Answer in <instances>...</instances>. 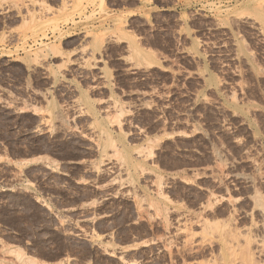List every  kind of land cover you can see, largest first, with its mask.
Wrapping results in <instances>:
<instances>
[{
  "label": "rangeland",
  "instance_id": "rangeland-1",
  "mask_svg": "<svg viewBox=\"0 0 264 264\" xmlns=\"http://www.w3.org/2000/svg\"><path fill=\"white\" fill-rule=\"evenodd\" d=\"M0 13V264H264V0Z\"/></svg>",
  "mask_w": 264,
  "mask_h": 264
},
{
  "label": "bare ground",
  "instance_id": "bare-ground-1",
  "mask_svg": "<svg viewBox=\"0 0 264 264\" xmlns=\"http://www.w3.org/2000/svg\"><path fill=\"white\" fill-rule=\"evenodd\" d=\"M48 49H49V48H48ZM52 50L55 51L56 48H53ZM137 53L139 54V52H137ZM34 62H35V61H34ZM37 62H38V61H37ZM118 110H119V109H118ZM118 126H119V124H118ZM119 128H120V127H119ZM103 129H104V128H103ZM103 131H104V130H103ZM105 132H106V130H105ZM106 133H107V132H106ZM107 139H108V142H106V143H108L107 146H109V144H110L111 146H113V147H112L113 150L116 149L117 147L114 148V147H115L114 142H112V140L109 139V137H108ZM106 143H105V144H106ZM113 144H114V145H113ZM109 149H110V148H109ZM107 150H108V149H107ZM111 150H112V149H111ZM116 150H117V149H116ZM105 152H106V151H105ZM116 152H117V151L114 150V153H116ZM117 154H118V152H117L115 155H117ZM119 154H120V153H119ZM120 155H121V154H120ZM0 157H1V156H0ZM121 158H125V156H124V157H121ZM128 159H129V156H128ZM130 161H131V160H130ZM35 162H36V160H31V161L28 160V161H24V162L17 163V164H15V165H17V167L21 170V169H23V168H25V167H27V166H29L30 164H33V163H35ZM37 162H38V161H37ZM122 162H123V161H122ZM126 163H127V162H126ZM225 229H226V228H225ZM263 229H264V228H263ZM229 230H230V229H229ZM231 231H232V230H231ZM224 233H225V231H224ZM232 234H234V233H232ZM221 235H222V236H225L224 234H221ZM221 235H220V236H221ZM236 235H237V234H236ZM220 236H219V237H220ZM226 236H229V235H226ZM226 236H225V237H226ZM231 236H232V235H231ZM225 237H224V238H225ZM239 237H240V236H239ZM222 238H223V237H222ZM234 238H236V237H234ZM234 238H233V236H232L231 240H233ZM228 239H229V237H228L226 240H228ZM236 239H237V238H236ZM222 240H223V239H222ZM234 240H235V239H234ZM234 240H233V242H234ZM220 241H221V239H220ZM223 241H225V239H224ZM235 241H236V240H235ZM238 242H240V241H238ZM221 243H223V242H221ZM229 243H230V239H229ZM234 243H235V242H234ZM236 243H237V241H236ZM226 244H227V242H226ZM230 244H231V243H230ZM230 244H229V246H230ZM232 244H233V243H232ZM232 244H231V245H232ZM239 244H240V243H239ZM239 244L237 243L238 246L235 244V245L238 247V249L240 248ZM258 244H259V243H258ZM261 244H264V243L262 242ZM233 245H234V244H233ZM233 245H232V246H233ZM240 245H241V244H240ZM247 245H248V244H247ZM227 246H228V245H227ZM229 246H228V248L231 247V248H230V251H229V249H228V252H229V253L226 252L227 250H225L226 253H224V252H223V254L220 253V254L223 255V257H222V259H223V261H224L223 264H232V262L229 260L228 256H229V255H232V254H234V253L231 251V249H232L233 247H232V246L229 247ZM244 247H245V246H244ZM235 248H236V247H235ZM247 248H248V246H247ZM236 250H237V249H236ZM243 250H244V248H243ZM243 250H242V253H243ZM246 250H247V249H246ZM248 250H249V249H248ZM15 251H16V250H15ZM17 251H18V250H17ZM17 251H16V252H17ZM223 251H224V249H223ZM234 251H235V250H234ZM237 251H238V250H237ZM20 252H21V251H20ZM20 252H19V253H20ZM235 252H236V251H235ZM248 252H249V251H248ZM21 254H22V253H21ZM250 254H251V253H250ZM218 255H219V254H218ZM19 256H20V255H19ZM23 256H24V255H23ZM220 256H221V255H220ZM249 256H250V255H249ZM246 257H247V256H246ZM20 258H22V256H20ZM246 259H247V258H246ZM22 260H23V258H22ZM25 260H26V259H25ZM36 260H37V259H34V258H31V257H30V258H28L25 262H26V264H36V262L38 261V260H37V261H36ZM231 260H232V259H231ZM35 261H36V262H35ZM212 262H213V261H212ZM240 263H241V262H240ZM243 263H244V262H243ZM209 264H211V263H209ZM212 264H213V263H212Z\"/></svg>",
  "mask_w": 264,
  "mask_h": 264
},
{
  "label": "trees",
  "instance_id": "trees-1",
  "mask_svg": "<svg viewBox=\"0 0 264 264\" xmlns=\"http://www.w3.org/2000/svg\"><path fill=\"white\" fill-rule=\"evenodd\" d=\"M3 116L0 114V124L1 126H4V124H8L7 121H5V119H2ZM28 128H32V123L28 124ZM3 138V136L0 134V139ZM20 144V143H18ZM45 149L42 147H32L31 145H28L27 148L23 149L22 147H19L18 149H16V147H12L11 151H10V155L13 158H17V157H25V156H30L33 153H39V152H43Z\"/></svg>",
  "mask_w": 264,
  "mask_h": 264
},
{
  "label": "crops",
  "instance_id": "crops-1",
  "mask_svg": "<svg viewBox=\"0 0 264 264\" xmlns=\"http://www.w3.org/2000/svg\"><path fill=\"white\" fill-rule=\"evenodd\" d=\"M0 15H1V13H0Z\"/></svg>",
  "mask_w": 264,
  "mask_h": 264
}]
</instances>
